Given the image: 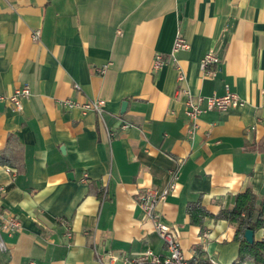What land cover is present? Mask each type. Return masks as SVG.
Masks as SVG:
<instances>
[{"label":"crops","instance_id":"crops-1","mask_svg":"<svg viewBox=\"0 0 264 264\" xmlns=\"http://www.w3.org/2000/svg\"><path fill=\"white\" fill-rule=\"evenodd\" d=\"M177 35L189 44L176 52L181 83L175 63L151 69ZM208 50L220 59L213 77L199 67ZM23 85L22 110L0 100V160L9 164H0V214L20 222L10 235L0 219V264L165 253L138 201L172 171L175 188L157 211L184 256L236 263L234 226L208 217L200 228L186 206L200 198L216 214L246 188L264 198V0H0V95ZM226 85L245 105L199 114L190 135L177 87L206 97ZM61 99H101L104 110L82 113Z\"/></svg>","mask_w":264,"mask_h":264},{"label":"built area","instance_id":"built-area-1","mask_svg":"<svg viewBox=\"0 0 264 264\" xmlns=\"http://www.w3.org/2000/svg\"><path fill=\"white\" fill-rule=\"evenodd\" d=\"M40 29L36 28L31 31V37L33 40L39 38ZM188 42L177 35L174 39L172 47L168 54L156 53L153 57L151 69L153 71L161 68L168 62L175 63L177 69V81L181 83L185 80V72L177 64L176 52L180 49L188 48ZM220 59L216 52L208 50L203 54L199 61V67L204 77H213L217 73V65ZM97 70L102 73L105 70L104 67L97 68ZM78 88V85H75ZM177 93L184 95V114L188 122V131L190 135H193L195 129L197 128V119L199 114L209 111L217 110L221 112L228 111L232 108L242 107L245 105V100L241 98L236 92L231 91L229 87L225 86V92L221 95L212 94L210 96H194L186 87L178 86L176 89ZM30 94V89L28 85H23L17 87L13 92L7 96L0 95V100L6 101L10 104L11 109L15 111H20L23 108L22 100L28 97ZM59 103L65 108H78L82 113L92 111L98 116H101L104 110V101L101 99L92 100H72V99H61ZM131 126V123L122 120L120 128L125 129ZM108 134H113L108 131ZM171 178L169 182L162 188L148 187L139 196L138 204L147 218L153 220L154 229L158 237L162 240L165 253H156L150 248L144 249L142 252L131 257H124L120 264H194L190 259L186 258L176 240V232L174 228L162 220L157 211V204L159 201L164 199L171 191L174 190L176 185V179L178 177L177 171H172L170 173ZM0 190H3L0 187ZM106 195V187L102 191V199ZM1 225L7 231L8 234H13L20 228L19 220L11 215L0 214ZM70 235V232H67ZM0 247L5 248L2 239L0 238ZM203 264H221L218 260L209 257ZM233 264H248L246 262L233 263Z\"/></svg>","mask_w":264,"mask_h":264},{"label":"trees","instance_id":"trees-1","mask_svg":"<svg viewBox=\"0 0 264 264\" xmlns=\"http://www.w3.org/2000/svg\"><path fill=\"white\" fill-rule=\"evenodd\" d=\"M0 164L9 166L2 160ZM186 214L189 222L200 228L203 227V221L208 217L228 221L235 229L233 240L239 242L236 263L264 264V198L258 199L250 188L236 193L233 205L230 208L220 209L216 214L210 213L200 198L187 204ZM246 229L254 233L262 229L263 237L248 243L244 239Z\"/></svg>","mask_w":264,"mask_h":264},{"label":"water","instance_id":"water-1","mask_svg":"<svg viewBox=\"0 0 264 264\" xmlns=\"http://www.w3.org/2000/svg\"><path fill=\"white\" fill-rule=\"evenodd\" d=\"M126 106V101L122 102V109H124V107ZM244 239L248 242V243H252L254 240V232L250 229H246L244 231Z\"/></svg>","mask_w":264,"mask_h":264}]
</instances>
